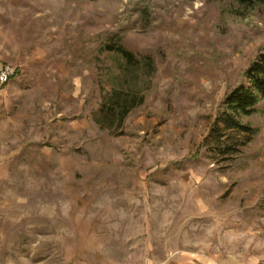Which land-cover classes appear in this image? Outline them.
Instances as JSON below:
<instances>
[{"label": "rangeland", "instance_id": "rangeland-1", "mask_svg": "<svg viewBox=\"0 0 264 264\" xmlns=\"http://www.w3.org/2000/svg\"><path fill=\"white\" fill-rule=\"evenodd\" d=\"M262 53L264 0H0V264H264Z\"/></svg>", "mask_w": 264, "mask_h": 264}, {"label": "trees", "instance_id": "trees-1", "mask_svg": "<svg viewBox=\"0 0 264 264\" xmlns=\"http://www.w3.org/2000/svg\"><path fill=\"white\" fill-rule=\"evenodd\" d=\"M240 1L249 4L257 0ZM109 48L121 54L130 66H138L140 64V60L135 54L121 44L110 45ZM247 76L250 85L238 87L226 97L225 110L220 118L227 129L252 132L249 126L241 122L240 117L252 115L257 111L259 101L264 99V53L260 54L248 69ZM143 101L144 97L139 94L122 93L119 89L114 88L109 94L108 100L103 103L102 110L105 111L108 117L120 115L119 123L121 125L125 117Z\"/></svg>", "mask_w": 264, "mask_h": 264}, {"label": "built area", "instance_id": "built-area-1", "mask_svg": "<svg viewBox=\"0 0 264 264\" xmlns=\"http://www.w3.org/2000/svg\"><path fill=\"white\" fill-rule=\"evenodd\" d=\"M17 74V68L13 67L12 65L6 64L2 66L0 69V84L7 83L12 78L17 76Z\"/></svg>", "mask_w": 264, "mask_h": 264}]
</instances>
